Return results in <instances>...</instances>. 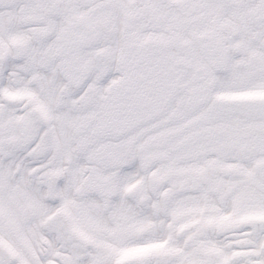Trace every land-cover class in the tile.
Instances as JSON below:
<instances>
[{"label": "snow or ice", "instance_id": "6c2138e0", "mask_svg": "<svg viewBox=\"0 0 264 264\" xmlns=\"http://www.w3.org/2000/svg\"><path fill=\"white\" fill-rule=\"evenodd\" d=\"M0 264H264V0H0Z\"/></svg>", "mask_w": 264, "mask_h": 264}]
</instances>
